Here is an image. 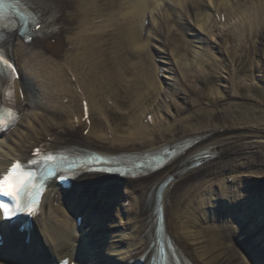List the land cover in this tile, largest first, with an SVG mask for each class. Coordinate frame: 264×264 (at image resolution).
I'll use <instances>...</instances> for the list:
<instances>
[{"label":"bare ground","instance_id":"1","mask_svg":"<svg viewBox=\"0 0 264 264\" xmlns=\"http://www.w3.org/2000/svg\"><path fill=\"white\" fill-rule=\"evenodd\" d=\"M51 1L58 5L59 14L60 28L54 38L56 51L46 49L44 42L39 40L24 41L18 36L14 37L13 58L20 72L13 83L18 118L14 127L0 137V175L13 162L25 160L31 153L40 150L74 145L100 154L132 155L154 152L183 138H197V142L181 157L162 170L142 178L117 181L114 199L106 197L103 200L108 213L102 215L103 207L96 209V213L99 211L100 214L96 220L90 206L100 201V195H69L78 204L88 202L84 209L83 225L80 229L76 227L80 231L75 232L72 224L70 232L75 238L63 230L66 226L63 223L69 222V213L61 210L64 222L55 216V204L60 207L62 188L50 186L42 197L39 213L32 219L34 225H42L54 242L58 251L57 263L66 259L68 264H80L79 259H84L86 263L92 260V264H146L152 253L149 243L153 208L145 204L146 194L152 186L170 176L171 181L162 191L163 225L185 264H249L237 247V242L247 243L246 239L258 230L261 216L258 221L255 220L259 212L254 210L248 215L245 203H250L251 195L238 190L240 180L245 179L249 172L246 168L258 170L259 167L262 171L259 177L264 179L263 106L239 104L233 99L218 106L203 107L198 99H193V112L173 125L159 127L146 123L137 132L105 131L101 121L94 122L96 112L99 117L103 114L100 102L105 98L103 95L115 99L113 84H121L122 70L130 57L136 58L134 64L140 63L136 52L128 50L132 46V39L129 40L124 34L134 24L140 8L125 9L123 4L127 0ZM137 2L145 8L142 12H146V20L150 23L144 48L148 44L154 45L152 42L157 41L159 35L157 38L155 36L158 33L163 34V43L171 45V50L169 60L158 59L160 71L172 72L174 68L182 78L193 75L196 80L199 73L206 69L207 50L213 45L209 37L220 38L219 34L214 35L217 20L236 16L248 23L243 4H248L246 7L251 24L260 23L264 28V0H208L210 11L202 9L205 0ZM97 23L104 26L98 28L97 32L92 31ZM163 78V82H158L160 91H165L166 97L173 99L179 81L169 74L163 75ZM98 89L103 94L101 98ZM23 90L27 91L25 99L31 105L26 112L21 101ZM48 93L52 95L49 94L50 108L45 103ZM160 98L152 111L143 113V116L159 112L162 104H166ZM205 149H209L213 159L198 168L179 170L185 158ZM236 168L245 170L239 172ZM224 170L229 178L236 181L230 189L233 191L235 187L234 191L239 192L240 197L242 194L245 196V202L239 203V197L236 201L229 190L224 192L225 204L217 206V201H222V197L214 204L212 201L208 204L205 202L206 184L211 182L213 174ZM251 179L250 183H254L248 185L256 191L260 181ZM135 190H138L136 194ZM67 207L68 210L72 209V205ZM215 207L222 209L223 214L219 217L212 211ZM207 210L214 214L205 212ZM234 224L238 227L244 225L241 234L237 235ZM3 228L4 223L1 222V235ZM8 232L15 234L18 231L13 226L8 227ZM27 235L34 242L35 231L30 229L24 232L22 239ZM77 235L83 236V245L78 248L75 244ZM257 235L250 238L248 243L256 263L264 264V253L260 251L264 240ZM35 242L39 241L35 239ZM16 246V242L11 241L5 253L1 254L2 259L13 263L9 254L15 252Z\"/></svg>","mask_w":264,"mask_h":264},{"label":"rangeland","instance_id":"2","mask_svg":"<svg viewBox=\"0 0 264 264\" xmlns=\"http://www.w3.org/2000/svg\"><path fill=\"white\" fill-rule=\"evenodd\" d=\"M134 4L132 1H127L123 5L126 9V7L131 8ZM203 4L202 9L210 11L208 0H205ZM247 5V3L243 4L247 24H245L244 19L236 16L217 20L214 35L219 34L220 38L209 37L213 45L207 50L205 57L207 66L204 71L199 73L196 80L193 79V75L190 78L180 77L179 72L174 68L172 72L168 70L160 71V60L158 59L160 57L164 60L170 59L171 45L163 43L164 35L158 33L155 36L157 38L159 35L157 41L152 42L154 45L148 44L144 48L149 35L146 36L148 25L143 22V13H139L133 26H129L124 34L127 35L129 40L132 39V46L130 45L128 50L136 52L140 63L134 64L136 58L130 57L129 63L122 70L123 79L120 82L121 84H113L115 99L106 97L98 89L99 97L100 95L105 97L101 101L99 100L104 110L100 117L96 112L94 122L101 121L103 129L108 132L122 131L128 133V131H136L142 124L145 125L146 123L165 127L166 125H173L178 119L190 115L194 110L193 99H198L203 107L218 106L220 103L236 99L239 104L263 106L264 109V28L260 23L257 25L251 24V16L248 14ZM124 7L121 6L122 9ZM125 12L126 10H124ZM94 26L92 31L97 32L98 28L104 26V24L97 23ZM122 34L119 36V42H121ZM180 42L184 44L183 41ZM56 46V42H52L46 48L55 51ZM156 69H159L158 73H156ZM165 74L174 76L179 81L176 84L178 90L173 95V99H170V96L166 97L165 91H160L161 87L158 82H163V75ZM49 94L45 98L47 108L52 105L50 103L51 94ZM24 95L27 97V91ZM160 97L165 100L166 104H162L159 112L156 115L143 116V113L146 114L147 111L149 113L152 111L157 101L161 99ZM23 103L26 104L27 109L31 108L30 102L24 101ZM246 169L249 172L245 175V179L259 177L262 174L259 167L258 170L253 167ZM243 170L245 169L236 168V171L239 172ZM238 175L241 174L238 173ZM212 177L211 182H208L205 187L206 194L204 193V195L207 204L210 201L213 204L218 199L220 191L225 193L228 190L232 191L230 189L231 183L228 181L229 174L225 170L224 172H216ZM241 200L243 201V198ZM61 209L64 208L56 209V215L59 219ZM213 209V211L219 210L217 207ZM70 224L71 222L67 224L69 230ZM234 230L236 231V228ZM69 235L72 237L71 233Z\"/></svg>","mask_w":264,"mask_h":264},{"label":"snow or ice","instance_id":"3","mask_svg":"<svg viewBox=\"0 0 264 264\" xmlns=\"http://www.w3.org/2000/svg\"><path fill=\"white\" fill-rule=\"evenodd\" d=\"M4 0H0V4H3ZM0 64H2L6 69L10 70L11 72L15 73V68L12 63H10L8 60L4 59L3 55H0ZM51 159V157H49ZM24 182H18L15 184H10L8 180H4L3 182H0V196H7L11 200H13L17 206V209L21 212H26L27 214L31 215V212L29 211L30 205L21 206V200L19 193L24 188ZM0 213H3L4 219H9L14 215L8 207L4 203H0Z\"/></svg>","mask_w":264,"mask_h":264}]
</instances>
